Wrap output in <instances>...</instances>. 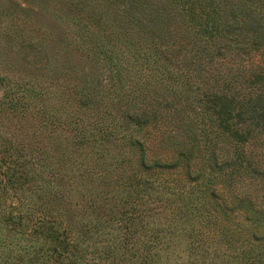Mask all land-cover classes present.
Returning a JSON list of instances; mask_svg holds the SVG:
<instances>
[{
	"label": "trees",
	"instance_id": "1",
	"mask_svg": "<svg viewBox=\"0 0 264 264\" xmlns=\"http://www.w3.org/2000/svg\"><path fill=\"white\" fill-rule=\"evenodd\" d=\"M31 1L65 26L0 1V115L33 110L52 131L49 150L27 145L32 168L20 172L42 179L49 164L60 184L39 190L47 205L35 223L70 240L61 183L71 152L90 147L100 162L87 174L98 170L104 184L119 179L136 198L147 187L176 193L153 245L180 217L205 215L214 230L189 231L221 258L202 264H264V0ZM5 142L0 158L15 163L23 145Z\"/></svg>",
	"mask_w": 264,
	"mask_h": 264
},
{
	"label": "rangeland",
	"instance_id": "2",
	"mask_svg": "<svg viewBox=\"0 0 264 264\" xmlns=\"http://www.w3.org/2000/svg\"><path fill=\"white\" fill-rule=\"evenodd\" d=\"M11 1L20 16H23L20 9L25 13L27 8L32 9L34 14L27 16L44 17L52 28L64 31L65 26L54 14L38 5L35 7L31 0ZM43 97L41 101L52 102L50 93ZM41 123V118L33 110L19 119L0 115V152L5 141L23 145L14 158L15 163L0 158V264H202L220 260V255L217 257L211 253L215 242L208 247L209 252H205L193 241L197 235L192 232L197 229L210 226V230H214L212 219L207 220L205 215L202 219L180 217L173 236L167 238L166 233L153 245L151 233L157 229H162L159 233L165 232L163 230L169 227L167 223H171L174 207L180 204L176 193L166 188L153 190L147 187L138 198L134 197L132 186H124L119 179H114L124 166L112 168L110 175L114 180L104 184V179L97 176L98 170L87 174L96 170L98 167L94 164L100 162L90 147L71 152L70 156L77 162L68 171L69 182L65 178L61 183V188L67 192L61 210L66 208L64 212L69 217L70 240L64 239L57 227L35 223V216L44 213L47 205L39 190L46 186L55 190L60 186L55 185L54 179L46 172L50 169L49 164L44 165L42 173L38 172L42 179L37 177V171L32 179L23 178L20 173L22 169L32 168L24 162L28 157L27 145L50 149L51 126H42ZM37 132L43 139L35 143ZM135 154L131 158L134 159ZM125 167L124 172H129L131 167ZM168 170L157 174L151 170L142 172L151 179L167 174ZM195 203L199 208V201ZM48 204L51 203L48 201ZM190 228H194L192 232ZM5 256H9V262Z\"/></svg>",
	"mask_w": 264,
	"mask_h": 264
}]
</instances>
